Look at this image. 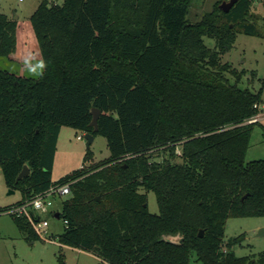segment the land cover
<instances>
[{"label": "trees", "instance_id": "trees-1", "mask_svg": "<svg viewBox=\"0 0 264 264\" xmlns=\"http://www.w3.org/2000/svg\"><path fill=\"white\" fill-rule=\"evenodd\" d=\"M191 1L38 3L29 21L42 68L35 77L0 69V172L21 194L4 211L76 178L57 240L94 264H264V246L236 256L242 235L224 240L229 218H264V159L244 162L258 123L245 121L260 111L261 91L240 88L244 71L221 62L238 33L264 38V20L251 12L255 0H235L190 23ZM15 27L0 13V57L15 51ZM62 126L103 136L108 159L52 181ZM23 165L29 174L16 182ZM10 216L37 239L26 218ZM56 261L66 264L61 249Z\"/></svg>", "mask_w": 264, "mask_h": 264}, {"label": "rangeland", "instance_id": "rangeland-1", "mask_svg": "<svg viewBox=\"0 0 264 264\" xmlns=\"http://www.w3.org/2000/svg\"><path fill=\"white\" fill-rule=\"evenodd\" d=\"M41 0H0V13L16 21L15 39L16 51L13 56L0 57V69H6L15 74L35 77L40 70V53L32 30L29 16ZM229 0H192L186 16L188 22L198 21L202 15L209 12L215 3L218 6ZM57 4L61 0H56ZM251 12L258 15L259 25L264 20V0H255ZM17 16V19L15 17ZM204 44L214 47L212 39L203 38ZM25 52V53H24ZM221 62H227L236 70H243L238 86L248 88L253 92L261 91L260 114L264 115V38L238 33L233 47L221 55ZM84 132L69 126L60 128L56 151L51 170V180L57 181L60 177L79 169L88 168L109 157L106 140L97 134L90 145L86 140L77 139ZM89 149L90 158L84 160L85 152ZM177 153H178V149ZM166 154L154 157L161 160ZM264 159V116L253 126L249 145L244 156V162ZM6 187L0 172V264H57L58 250L64 256L66 264H94L97 258L90 252L77 248L60 245L57 236L63 230L61 219L52 215H44L48 221V235L52 241L43 239H29L13 223L9 214L4 211L21 198L19 190ZM140 192H144L142 189ZM146 203L150 213H158L155 196L152 191H147ZM61 207V199H54V210ZM264 225L263 217L229 218L225 224L224 240L242 235L240 246H234L236 256L256 255L264 246V238L256 237L259 226ZM170 241H177L178 237L165 236Z\"/></svg>", "mask_w": 264, "mask_h": 264}, {"label": "built area", "instance_id": "built-area-1", "mask_svg": "<svg viewBox=\"0 0 264 264\" xmlns=\"http://www.w3.org/2000/svg\"><path fill=\"white\" fill-rule=\"evenodd\" d=\"M256 106V105H255ZM261 111L257 112L255 115L247 119L246 123L258 122L262 116ZM83 135H78L77 139H82ZM76 181V178L68 179L62 183L54 182L47 189L40 193L35 194L29 200L24 201L19 205H14L6 210V213L16 217H24L28 221L33 233L39 239L52 241L48 235V221L46 218L42 217L44 215H52L55 217L59 210H54V199L67 198L70 194V186ZM63 225L66 224L62 221Z\"/></svg>", "mask_w": 264, "mask_h": 264}, {"label": "water", "instance_id": "water-1", "mask_svg": "<svg viewBox=\"0 0 264 264\" xmlns=\"http://www.w3.org/2000/svg\"><path fill=\"white\" fill-rule=\"evenodd\" d=\"M235 0H229L228 2H223L221 3L218 7L220 10L227 12L229 10V8L234 4ZM16 18V17H15ZM100 114V111L96 108H92L91 109V121L89 123V125H91L93 127V129L96 131L97 130V118ZM93 136L89 133H85L84 134V139L86 140V146L88 147L90 145V143L93 140ZM29 174V169L27 167V165H23L21 171L18 173L17 177H16V182H18L21 178L27 176ZM10 193L13 192V190H9ZM98 199V197H97ZM55 217L58 218V213L55 214ZM202 230H200L198 232V236L202 235ZM256 237H260V238H264V226H260L257 228L256 233H255Z\"/></svg>", "mask_w": 264, "mask_h": 264}, {"label": "crops", "instance_id": "crops-1", "mask_svg": "<svg viewBox=\"0 0 264 264\" xmlns=\"http://www.w3.org/2000/svg\"><path fill=\"white\" fill-rule=\"evenodd\" d=\"M7 16V15H6ZM8 17V16H7ZM15 19H17V16H16V18ZM15 51H16V47H15ZM15 51L13 52V53H11L9 56H13V54H15ZM25 53V52H24ZM9 56L7 57V58H9ZM40 65H41V67H40V69L42 68V64H41V58H40ZM6 70V69H5ZM40 71V70H39ZM94 139V138H93ZM262 226H264V225H262ZM260 227V226H259Z\"/></svg>", "mask_w": 264, "mask_h": 264}]
</instances>
